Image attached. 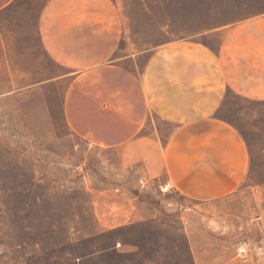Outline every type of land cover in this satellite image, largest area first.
<instances>
[{"label": "rangeland", "instance_id": "obj_1", "mask_svg": "<svg viewBox=\"0 0 264 264\" xmlns=\"http://www.w3.org/2000/svg\"><path fill=\"white\" fill-rule=\"evenodd\" d=\"M47 1L17 0L0 12V264H264V101L228 92L217 112L249 149L235 194L201 203L142 186L117 151L67 125L71 77L40 55L35 36ZM114 2L123 17L115 58L133 69L163 43L217 46L220 29L264 14V0ZM158 123L166 138L173 126ZM109 190L137 198L141 218L102 230L93 201Z\"/></svg>", "mask_w": 264, "mask_h": 264}, {"label": "crops", "instance_id": "obj_2", "mask_svg": "<svg viewBox=\"0 0 264 264\" xmlns=\"http://www.w3.org/2000/svg\"><path fill=\"white\" fill-rule=\"evenodd\" d=\"M16 1L0 0V12ZM217 33V46L198 38L163 43L133 69L127 57L115 58L123 17L114 0H48L35 30L40 55L71 77L70 130L117 151L120 167L149 187L169 181L201 203L235 194L249 173L244 138L217 115L227 93L264 101V14ZM158 121L173 126L166 138ZM136 200L125 191L99 193L93 207L102 230L139 220Z\"/></svg>", "mask_w": 264, "mask_h": 264}, {"label": "built area", "instance_id": "obj_3", "mask_svg": "<svg viewBox=\"0 0 264 264\" xmlns=\"http://www.w3.org/2000/svg\"><path fill=\"white\" fill-rule=\"evenodd\" d=\"M145 182L142 181V186H145ZM158 189L162 192V193H166L169 192L170 190L173 189V186L171 184V182H165L163 184L158 185Z\"/></svg>", "mask_w": 264, "mask_h": 264}]
</instances>
